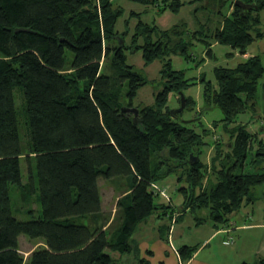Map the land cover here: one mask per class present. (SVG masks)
Listing matches in <instances>:
<instances>
[{
	"label": "trees",
	"instance_id": "1",
	"mask_svg": "<svg viewBox=\"0 0 264 264\" xmlns=\"http://www.w3.org/2000/svg\"><path fill=\"white\" fill-rule=\"evenodd\" d=\"M131 1L159 13L184 5ZM236 1L209 0L218 22L208 36L245 55L255 40L264 39L259 28L264 0H240L251 10ZM123 12L113 0H0V264H120L113 253H131L135 227L154 213L168 210L176 223L181 210L207 209L216 227H228L231 215L254 203L256 188L264 186V148L254 151L243 124L232 130L231 155L216 148L213 177L205 185L209 166L201 155L211 131L201 128L199 114L182 121L183 112L175 114L168 105L171 93L180 102L179 92L192 84L183 70L173 69L170 54L189 60L193 42L205 43L210 54L211 40L195 31L186 41L187 28L161 31L139 19L129 45L127 32L116 28ZM139 49L146 64L163 61V88L155 104L145 107L134 106L133 99L146 81L126 62V52ZM214 75L215 84L201 78L205 109L219 108L229 129L238 115L255 110L264 65L260 56H248L235 68L216 67ZM194 103L186 97L185 109ZM132 107L137 116L123 111ZM165 151L167 160L161 157ZM22 159L28 164L26 183ZM247 165L257 170L247 172ZM171 173H178L184 196L180 210L171 200L156 202L157 184ZM100 179L123 185L114 213L103 208ZM13 185L25 203L38 193L39 218L20 221L13 215ZM21 235L43 240V246L25 258ZM196 247H180L181 259L188 260Z\"/></svg>",
	"mask_w": 264,
	"mask_h": 264
},
{
	"label": "rangeland",
	"instance_id": "2",
	"mask_svg": "<svg viewBox=\"0 0 264 264\" xmlns=\"http://www.w3.org/2000/svg\"><path fill=\"white\" fill-rule=\"evenodd\" d=\"M113 1L116 7H121L124 11L122 17L117 22L116 28L120 33L127 32L125 38L126 43L129 45L132 42V37L135 33V28L138 24L139 19L143 22L157 26L161 31L171 30L174 27H177L180 30L187 28L190 32L187 35H183L182 33L183 38L186 41H189L190 38L193 37L191 34L195 31L200 32V34L203 35V37L201 36L202 39L204 38L211 40L208 35L210 34L211 30H215L218 22L217 10L212 7L209 0H180L184 3V5L181 6L179 11L171 12L167 10L162 13H159L158 8L156 7H146L139 3L132 2L131 0ZM226 11L227 9L225 8V12ZM136 14H140V16H137ZM259 17V28L264 32V9L259 12ZM140 43H142L141 40L139 41V44ZM193 43V46H189V53H191L192 55L189 60L180 53H171L169 59L171 60L173 69L178 71L183 70L185 72V77L191 79L192 83L182 92L185 97H191L195 103L190 105L183 111L180 120H193L196 119L199 114L201 128L203 126L207 129L209 128L211 131V134L205 136V141L208 143V145L205 146L204 153L201 155V161L209 166L207 168V173L204 181V184L206 185L208 181L213 177L210 165L213 158L215 157V150L218 145H221L223 156L228 153L231 155L230 144L228 142L231 140V138H234L231 140L234 143L233 140H235L236 138V133L235 137H232L231 134L232 130H236L237 124H243L245 126V130L250 133L251 138H253V147H255L254 151L259 147L264 148V89L262 86L263 80H261L258 86L257 105L255 110L247 111L246 113L238 115L236 122L230 124V126L228 127L229 129H225L224 122L220 121L223 118L222 111L216 107L211 110L205 109L204 86L201 82V78L203 77L205 81H211L213 84H215L216 80L214 69L216 67L235 68L239 63L244 62L246 58L238 49H235L232 46L214 43L213 40H211L212 46H210V54L208 52L209 47H206L205 43ZM247 54L248 56H260L264 65V39L255 40L247 48ZM126 62L128 65L133 66V69L137 73L142 75V77L146 81V84L138 89L137 94L133 99V105L145 107L155 104L156 95L163 88V83L160 76L163 61H161V59H156L153 62L146 64L142 57V51L141 49H139L134 52L127 51ZM168 100V105L172 110L175 111L180 107V102L178 101V98L174 93H171L169 95ZM124 101L125 103H128V98H124ZM20 103L21 99L20 97H18L17 105L20 106ZM216 121H220L219 123H217V127L214 125V122ZM20 136L22 140V147L24 149V147L26 146V140L24 137L22 126L20 127ZM260 142H262L263 144H260ZM228 144L229 146L227 147ZM255 153L256 152H252L253 155H255ZM166 155L167 152L165 151L161 154V157H163L164 160H167ZM225 161H228V159L225 158ZM156 162H158V160L154 157L153 166H155ZM262 163L263 164L260 167L264 168V160ZM34 167L35 166L33 164V168ZM246 168L247 172H255V170H257L249 165H247ZM21 170L23 173V181L24 183H26L28 180V164L25 159L21 160ZM164 170L165 168H163L162 171L164 172ZM177 177L178 173L166 174L165 178L162 180L163 182L160 181L161 184H157L158 189H163L164 195L158 192V194H160V197L156 199V202L158 203L159 201H169L171 198L173 206L176 209L180 210L184 201V196L181 192H179L178 187L180 183L178 182ZM99 185L105 211L108 213H114L117 198L120 196L123 185L118 179H100ZM263 193L264 186L256 188L255 196L260 199H258L254 204H245V206H243L238 212H234L231 215L232 221H234L236 226L238 227L250 224L258 225V227L253 230H241L239 228L236 232L238 234L235 233V239L234 237L230 238V242L234 240V244L232 245H222V239L224 238L221 237L217 238L218 240L215 242V245L219 243L221 244V247L227 249L234 248L235 243L240 237L241 242L243 243L240 246L242 247L240 250L241 253L246 251V255H249L251 249L256 250L260 247L262 249V246L264 245V227L262 226L264 225V199L262 198ZM10 196L13 215L18 220L28 221L39 218L41 216L42 210L41 204L38 200V193L33 195L32 200L25 203L22 200L19 187L13 185L10 189ZM247 212H249L248 215ZM204 213L205 212H198L195 215L193 211H187L186 214L184 213V215L182 216L184 218V222L181 226L183 227L184 234H186L185 236L190 244H201L199 242H202L203 237L210 234V232L213 230L211 223H208L205 227L199 229L197 228V217L206 218ZM168 214H170V212ZM241 214L247 216L243 217L241 216ZM143 223H140L139 225H143ZM172 224L176 226V223ZM172 224L170 223V225ZM139 225H137L136 227L139 228ZM181 226L179 225V228ZM136 227L133 233L134 238H136V234L138 231H136ZM41 246H43V240L41 239H30L25 235H21L19 237V249L25 258L29 257L33 250ZM235 255L236 251L230 253V257L225 261H221V263L235 264L234 259H238V257H236ZM217 260L221 259L217 258ZM254 261L255 257L253 256L250 262L253 263Z\"/></svg>",
	"mask_w": 264,
	"mask_h": 264
},
{
	"label": "crops",
	"instance_id": "3",
	"mask_svg": "<svg viewBox=\"0 0 264 264\" xmlns=\"http://www.w3.org/2000/svg\"><path fill=\"white\" fill-rule=\"evenodd\" d=\"M245 58L248 57V54L244 55ZM168 185V184H167ZM173 185V184H172ZM181 185V184H180ZM179 185V187H180ZM176 188V187H175ZM256 197V201L260 198ZM264 199V195L262 196ZM261 198V199H262ZM118 200V198H117ZM171 200V198H170ZM255 201V202H256ZM163 202V201H162ZM167 201H165L166 203ZM254 202V203H255ZM252 203V204H254ZM173 205V204H172ZM104 208V207H103ZM105 210V209H104ZM192 212V210L187 209L186 211L179 212L180 216L176 222V226H174L172 214H167L170 211H166L165 209L160 210L153 215L149 216L143 223V225H139V228L136 227V238L132 237V251L131 253L121 255L119 253H113V257L119 261L120 264H223L221 261H225L230 257V253L236 251V257L238 259H234L235 264H254L259 259H264V245L262 249L260 247V238H259V247L256 250L251 249L250 254L246 255V251L241 253L240 250L242 247L240 237L238 241L235 243L234 248H224L221 247L219 243L215 245V242L218 240V237L224 238L222 239V245H232L234 242H230V238L234 237L235 233L240 228L241 230H253L258 227V225L250 224L244 225L241 227L236 226L235 222L231 219V225L228 227H216L214 223L211 221L209 216V211L207 209H198L195 215L198 212H205L206 218L197 217V228L205 227L208 223L212 224V231L207 236L203 237L201 244H190L188 239L186 238V234H184L183 227V215L186 212ZM115 212V211H114ZM249 212H247V215ZM247 215H242L246 217ZM170 218V220H169ZM164 221V222H163ZM187 222V221H186ZM141 223V224H142ZM168 223V224H167ZM170 223L172 225H170ZM179 225L181 226L179 228ZM214 225V226H213ZM260 226V225H259ZM264 227V225H262ZM238 234V233H236ZM176 240V241H175ZM196 250L192 253V256L183 261L178 252L179 248L182 246L194 247L196 246ZM240 252V253H239ZM255 257V261L251 263V259ZM220 258L221 260H217ZM223 259V260H222Z\"/></svg>",
	"mask_w": 264,
	"mask_h": 264
},
{
	"label": "water",
	"instance_id": "4",
	"mask_svg": "<svg viewBox=\"0 0 264 264\" xmlns=\"http://www.w3.org/2000/svg\"><path fill=\"white\" fill-rule=\"evenodd\" d=\"M236 5L240 6L242 9H248V10L253 9V6L251 4H243V2L240 1V0L236 1ZM255 9H257V7H255ZM179 97H180V107L178 109H176L175 111L173 110V112L175 114L180 113V112H183L184 109H185V107H186V97L183 94V92H179ZM123 111H131V112H134L136 116L139 113L138 109L135 108V107L125 108V109H123ZM197 159L198 158L196 157L195 160L197 161Z\"/></svg>",
	"mask_w": 264,
	"mask_h": 264
},
{
	"label": "built area",
	"instance_id": "5",
	"mask_svg": "<svg viewBox=\"0 0 264 264\" xmlns=\"http://www.w3.org/2000/svg\"><path fill=\"white\" fill-rule=\"evenodd\" d=\"M159 190V193L160 194H163L164 195V191H163V189L162 190H160V189H158ZM162 192V193H161ZM232 241V240H231ZM234 241V240H233ZM233 241H232V243H233Z\"/></svg>",
	"mask_w": 264,
	"mask_h": 264
},
{
	"label": "bare ground",
	"instance_id": "6",
	"mask_svg": "<svg viewBox=\"0 0 264 264\" xmlns=\"http://www.w3.org/2000/svg\"><path fill=\"white\" fill-rule=\"evenodd\" d=\"M196 157V156H195ZM197 163V162H196Z\"/></svg>",
	"mask_w": 264,
	"mask_h": 264
}]
</instances>
